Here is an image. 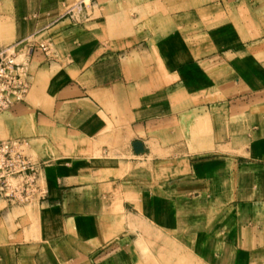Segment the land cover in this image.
<instances>
[{"label": "crops", "instance_id": "1", "mask_svg": "<svg viewBox=\"0 0 264 264\" xmlns=\"http://www.w3.org/2000/svg\"><path fill=\"white\" fill-rule=\"evenodd\" d=\"M166 1L184 29L193 20L178 59L145 64L179 68L173 111L138 106L137 83L167 72L138 75L118 53L150 29L133 8ZM4 2L0 47L68 39L67 12L86 8L83 53L61 65L34 50L25 100L0 113V136L28 141L47 187L32 204L0 197V264H264V0ZM184 83L220 85L187 106Z\"/></svg>", "mask_w": 264, "mask_h": 264}, {"label": "rangeland", "instance_id": "2", "mask_svg": "<svg viewBox=\"0 0 264 264\" xmlns=\"http://www.w3.org/2000/svg\"><path fill=\"white\" fill-rule=\"evenodd\" d=\"M172 4L169 1L162 2V3H154L149 4V14H147L146 9L144 8L145 4H138V7L133 8V10L130 12L135 20H131V24L134 27H137V29L148 30L146 27L150 28L148 30V34H138L134 35V37L139 38V40L135 43L137 46L135 48V44L132 45L134 48H130L128 46L127 48H124L123 50H119L120 52V58H129L130 64L134 67V64L136 62L140 63L141 66L137 68L136 74H153L155 76V80H160L163 75V70L167 72L166 74L169 75V82H160V81H154V82H140L137 83L138 85V106L140 104H144L145 102H156L160 101L162 99H169V106L166 109H169L170 111H173L178 108L177 101L178 97L180 95L179 92V80H178V72L177 68H168L161 66H154V67H146L145 64L152 61L154 64L156 62L160 63V60L162 59H178V43L180 41L183 42L185 38V42H193L194 36L193 34H190L189 30L191 32L193 31L192 25L193 20L192 19H186V29H184L183 21L184 18L179 19L176 18L177 12H172L168 15V11ZM85 3L84 2H78L76 4L72 5V8L67 12L69 15H71L72 19V25L74 28L72 29V35L65 40H55L53 41L52 45V53H53V60L61 65H66L71 63L75 58L79 57L83 53V43L81 38V28L80 24L83 20V11L85 10ZM0 11L7 12V6L6 3H0ZM98 14V11L96 12ZM128 13L122 14L123 23L126 21L130 22V19L125 20ZM129 17V16H128ZM182 21V22H181ZM78 27H75V26ZM131 25V26H132ZM78 28V29H77ZM79 33H78V32ZM167 31L166 34L163 33ZM186 31V33H184ZM77 32V33H75ZM152 32V33H151ZM147 33V32H146ZM180 33V34H179ZM89 47L90 48H96L97 44L94 40L93 36H90L89 39ZM166 44L169 45V48H165L163 50V45ZM9 43L6 42L1 45L0 48L8 46ZM95 46V47H94ZM192 53V52H191ZM98 54V51L91 50L90 51V57L96 56ZM23 54H20L19 59H24L27 64H29V59ZM85 61V60H84ZM84 61H79V66L75 67L77 70L78 68H82V63H85ZM216 85L220 84H213V83H184V86L186 87V100H187V106L191 105L189 102L193 101H200V100H209L208 102L212 101L211 95L214 94L216 91ZM251 86V84H250ZM201 97V98H199ZM186 106V107H187ZM25 152L33 157L36 160H40L39 157L36 154H33L29 151V146L25 147ZM82 152L81 147L76 148L74 153L80 154ZM100 152V151H99ZM97 151V153H99ZM41 184L44 188L47 189L45 183L43 182V175L41 177ZM2 201L6 203V199L1 197ZM38 201V200H34ZM34 201L26 203V204H32ZM13 205H23V204H13Z\"/></svg>", "mask_w": 264, "mask_h": 264}, {"label": "built area", "instance_id": "3", "mask_svg": "<svg viewBox=\"0 0 264 264\" xmlns=\"http://www.w3.org/2000/svg\"><path fill=\"white\" fill-rule=\"evenodd\" d=\"M52 54L51 41L33 42L29 37L0 49V113L26 98L31 86L27 60L34 50ZM25 138L0 136V197L11 204H26L47 194L41 184L44 162L25 152Z\"/></svg>", "mask_w": 264, "mask_h": 264}, {"label": "water", "instance_id": "4", "mask_svg": "<svg viewBox=\"0 0 264 264\" xmlns=\"http://www.w3.org/2000/svg\"><path fill=\"white\" fill-rule=\"evenodd\" d=\"M135 147L137 150H140L143 148L141 142H139V141L135 143Z\"/></svg>", "mask_w": 264, "mask_h": 264}]
</instances>
